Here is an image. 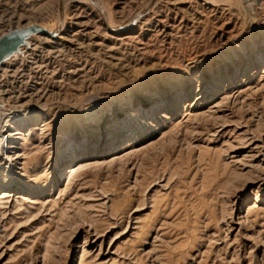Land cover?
Instances as JSON below:
<instances>
[{
    "label": "rangeland",
    "instance_id": "obj_1",
    "mask_svg": "<svg viewBox=\"0 0 264 264\" xmlns=\"http://www.w3.org/2000/svg\"><path fill=\"white\" fill-rule=\"evenodd\" d=\"M21 30L0 264H264V0H0Z\"/></svg>",
    "mask_w": 264,
    "mask_h": 264
},
{
    "label": "water",
    "instance_id": "obj_2",
    "mask_svg": "<svg viewBox=\"0 0 264 264\" xmlns=\"http://www.w3.org/2000/svg\"><path fill=\"white\" fill-rule=\"evenodd\" d=\"M29 30H21L11 34H5L0 37V63L13 54L25 42V36Z\"/></svg>",
    "mask_w": 264,
    "mask_h": 264
},
{
    "label": "bare ground",
    "instance_id": "obj_3",
    "mask_svg": "<svg viewBox=\"0 0 264 264\" xmlns=\"http://www.w3.org/2000/svg\"><path fill=\"white\" fill-rule=\"evenodd\" d=\"M3 35H5V34H3ZM3 35H1V36H3ZM1 36H0V37H1ZM128 36H129V35H128ZM25 43H26V38H25V42H24L23 44H21V46L24 45ZM21 46H20V47H21ZM20 47H19V48H20ZM18 50H19V49H18ZM18 50H16V51H18ZM16 51H15V52H16ZM15 52H14V53H15ZM4 60H5V58L1 61V63H2ZM1 63H0V64H1ZM155 108L158 109V108H161V107H160L159 105H157V106H155ZM19 118H20V117H19ZM16 119H17V118H16ZM21 119H23V118H21ZM21 119L16 120L14 123L16 124V123H19V122L22 121L21 124L24 125V124H25V121H23V120H21ZM26 119H27V118H26ZM9 125H10V126H9ZM25 125H26V124H25ZM25 125H24V126H25ZM8 127H9V128H7L6 130L3 131V133L6 134V135L3 134L2 139H3L4 141H3L2 145H1L2 147L0 146L1 149H2V150H1L2 155H3V154H4V155L7 154V153L9 152L8 150H10L11 148H14V146L12 145V143H13L12 141H13V139H14L13 137H15V135L21 134V130H22V128H23V126L21 127L20 124H19L17 127L14 126L13 124H8ZM14 127H15V128H14ZM10 128H11V129H14L15 132H11V131H10V130H11ZM0 136H1V135H0ZM0 138H1V137H0ZM84 138H85V137H84ZM6 139L8 140V142H7V145L5 146V140H6ZM1 142H2V141H1ZM1 142H0V143H1ZM73 144H74V145H73ZM75 144H76L75 142H72V146H71V148H68V149H67V150H69V151H68L69 153H71L70 150H73V149L75 148ZM73 151H74V150H73ZM73 151H72V152H73ZM72 154H73V153H72ZM69 155H70V154H69ZM6 156L8 157V155H6ZM19 157H20L19 155H16V156H15V158H17V159H19ZM71 170H72V169H71ZM3 195H4V194H3ZM1 197H2V196H1Z\"/></svg>",
    "mask_w": 264,
    "mask_h": 264
}]
</instances>
